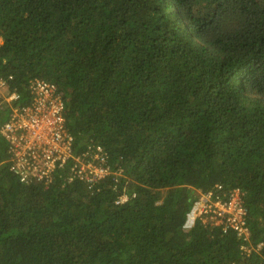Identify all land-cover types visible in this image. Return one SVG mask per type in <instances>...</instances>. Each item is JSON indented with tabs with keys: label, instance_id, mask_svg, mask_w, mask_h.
I'll return each mask as SVG.
<instances>
[{
	"label": "trees",
	"instance_id": "trees-1",
	"mask_svg": "<svg viewBox=\"0 0 264 264\" xmlns=\"http://www.w3.org/2000/svg\"><path fill=\"white\" fill-rule=\"evenodd\" d=\"M9 74L18 104L30 80L54 82L73 153L101 144L122 175L88 188L69 163L25 184L4 164L0 264L264 260V0H0ZM217 184L243 191L259 252L231 230L182 227Z\"/></svg>",
	"mask_w": 264,
	"mask_h": 264
},
{
	"label": "built area",
	"instance_id": "built-area-1",
	"mask_svg": "<svg viewBox=\"0 0 264 264\" xmlns=\"http://www.w3.org/2000/svg\"><path fill=\"white\" fill-rule=\"evenodd\" d=\"M13 79L11 74L0 76V136L7 143L8 153L7 159L0 160V168L6 164L22 183L48 184L57 169L70 163L68 180H81L88 188L109 175H122L121 170L107 164V153L101 144L80 155L73 153V136L65 124L62 94L54 82L42 78L30 80V99L18 104L20 94L12 85ZM128 198L124 192L116 203ZM198 221L221 227L224 232L233 231L242 242L243 252H259L262 247L261 243H251L244 193L237 187L224 191L217 184L207 191L198 190L182 227L190 229Z\"/></svg>",
	"mask_w": 264,
	"mask_h": 264
}]
</instances>
